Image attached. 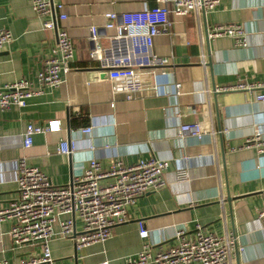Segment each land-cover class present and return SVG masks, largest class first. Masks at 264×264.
I'll return each mask as SVG.
<instances>
[{"label":"crops","instance_id":"0c3cea01","mask_svg":"<svg viewBox=\"0 0 264 264\" xmlns=\"http://www.w3.org/2000/svg\"><path fill=\"white\" fill-rule=\"evenodd\" d=\"M57 2L64 5L57 14L67 15L58 23L74 42L72 68L60 87L29 98L25 107L0 109V209L17 195L19 159L61 185L81 175L93 158L109 169L116 160L133 165L153 155L170 161L164 185L138 197L128 207L129 219L103 243L77 247L83 225L75 217L74 237H55L50 243L55 264H126L145 245L154 253L178 244V229L195 238L197 224L205 233L235 238L233 264H264V226L258 218L264 154L245 145L257 123L264 125V101L256 98L264 88L250 89L264 81V0H220L213 11L173 16L174 35L157 36L154 42V51L171 63L157 69L158 89L131 100L111 92L99 61L90 56V26H101L108 11L141 10L157 5L156 0ZM219 24L243 25L247 45L237 46L230 35L210 38L209 30ZM2 29L11 31L14 41L0 50V85L26 79L38 86L55 30L43 29V17L31 0H0ZM178 82L180 94L175 92ZM53 120L60 121V129L35 135L33 145L24 149L26 125ZM189 122H201L202 138L179 136L181 123ZM88 125L93 126L90 134L79 132ZM62 140L75 143L72 152L58 151ZM139 222L148 236L139 234ZM12 226L13 220H0V259L17 264L41 247L16 248ZM54 228L58 232L59 224Z\"/></svg>","mask_w":264,"mask_h":264},{"label":"built area","instance_id":"2783aa9c","mask_svg":"<svg viewBox=\"0 0 264 264\" xmlns=\"http://www.w3.org/2000/svg\"><path fill=\"white\" fill-rule=\"evenodd\" d=\"M157 5L148 4L141 10L108 11L104 23L90 26V40L93 43L90 56L99 61L111 92L133 99L144 90L158 89L159 67H166L171 59L154 51L155 38L160 35H174L173 16H187L193 13L213 11L220 0H156ZM34 11L43 17V29L55 30L56 41L42 61L37 74L38 86L20 79L5 86L0 85V109L12 105L25 107L31 97L47 90L60 87L71 71L75 55L73 38L58 20L67 18L65 13L57 14L64 5L57 0H31ZM230 35L239 47L247 45L246 31L241 24L214 25L208 32L210 38ZM14 41L11 31L0 30V50ZM176 94H180L181 83H176ZM224 87L222 90L236 89ZM264 88V81L252 84L250 89ZM256 98L264 101V92H256ZM194 110L193 107H188ZM177 115L181 116L180 111ZM60 121L53 120L46 125L28 123L23 133V147L29 149L34 136L55 132ZM93 126L81 127L79 132L90 134ZM264 125L257 123L253 135L245 139L248 148H256L264 154ZM205 131L201 122L181 123L179 136L191 135L202 138ZM75 143L62 140L60 153H70ZM187 158V157H186ZM170 167L168 159L150 155L133 165L116 160L109 169H103L97 159H91L85 171L70 183L57 185L39 167L27 163L25 158L17 164V195L8 206L0 209V220H13L10 235L16 248L41 247L28 258L17 264H55L50 243L55 237H74L75 217L83 225L81 235L76 239L77 247L103 243L112 235L113 228L129 219L128 207L134 201L164 185V174ZM181 175H185L182 171ZM258 218L264 226V194ZM58 223L60 230L55 231ZM139 234L146 237L149 231L139 222ZM195 238H186L185 229H178V244L152 253L145 245L136 255L125 259L126 264H233L232 252L235 238L226 233L216 235L205 233L197 224ZM0 264H13L0 259ZM106 264V263H105Z\"/></svg>","mask_w":264,"mask_h":264},{"label":"trees","instance_id":"16d2710c","mask_svg":"<svg viewBox=\"0 0 264 264\" xmlns=\"http://www.w3.org/2000/svg\"><path fill=\"white\" fill-rule=\"evenodd\" d=\"M84 124H86V121H84Z\"/></svg>","mask_w":264,"mask_h":264},{"label":"water","instance_id":"95a60500","mask_svg":"<svg viewBox=\"0 0 264 264\" xmlns=\"http://www.w3.org/2000/svg\"><path fill=\"white\" fill-rule=\"evenodd\" d=\"M92 43V42H91Z\"/></svg>","mask_w":264,"mask_h":264}]
</instances>
